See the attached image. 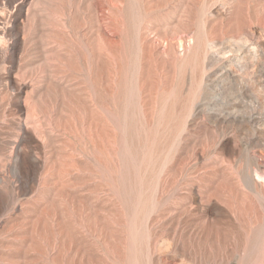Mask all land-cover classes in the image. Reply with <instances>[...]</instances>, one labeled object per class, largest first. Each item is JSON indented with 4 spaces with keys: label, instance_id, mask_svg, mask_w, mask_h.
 <instances>
[{
    "label": "rangeland",
    "instance_id": "374dc122",
    "mask_svg": "<svg viewBox=\"0 0 264 264\" xmlns=\"http://www.w3.org/2000/svg\"><path fill=\"white\" fill-rule=\"evenodd\" d=\"M0 264H264V0H0Z\"/></svg>",
    "mask_w": 264,
    "mask_h": 264
},
{
    "label": "bare ground",
    "instance_id": "6f19581e",
    "mask_svg": "<svg viewBox=\"0 0 264 264\" xmlns=\"http://www.w3.org/2000/svg\"><path fill=\"white\" fill-rule=\"evenodd\" d=\"M245 41H246V40H245ZM246 46H247L246 43L242 46V48H243L242 50H243V51H244V48H246ZM254 46H256V45H254ZM253 48H254V47H253ZM248 49H249V48H248ZM250 49H252V48H250ZM250 49H249V50H250ZM240 51H241V50H240ZM245 51H246V50H245ZM250 51H251V50H250Z\"/></svg>",
    "mask_w": 264,
    "mask_h": 264
}]
</instances>
